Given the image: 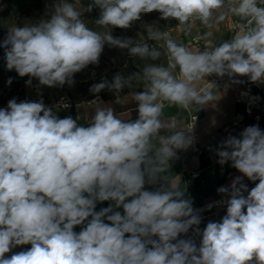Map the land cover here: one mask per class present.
<instances>
[{
    "label": "clouds",
    "instance_id": "1",
    "mask_svg": "<svg viewBox=\"0 0 264 264\" xmlns=\"http://www.w3.org/2000/svg\"><path fill=\"white\" fill-rule=\"evenodd\" d=\"M93 8L100 14L90 27L84 14ZM153 12L158 20L141 24L138 38L113 35ZM226 22L227 38L215 40ZM197 24L196 44L173 35L189 36ZM106 45L126 50L137 70L90 86L87 126L60 118L69 105L63 98L46 105L41 86H73L75 74L99 65ZM0 47L7 69L29 77L28 86L38 81L41 97L0 108V264H264V130L247 126L215 149L218 164L242 176L217 189L228 197L226 215L201 231L171 171L194 143L191 126L165 119L168 106L214 105L219 80L227 78L225 90L264 84V0H90L86 7L55 0L46 18L8 26ZM105 90L135 102L137 117L104 103ZM244 177L258 183L249 190ZM103 202L110 203L97 211ZM190 229L199 247L181 238ZM24 245L31 247L5 255Z\"/></svg>",
    "mask_w": 264,
    "mask_h": 264
},
{
    "label": "crops",
    "instance_id": "2",
    "mask_svg": "<svg viewBox=\"0 0 264 264\" xmlns=\"http://www.w3.org/2000/svg\"><path fill=\"white\" fill-rule=\"evenodd\" d=\"M230 26L228 22L220 25L216 30L214 39L218 41L227 38ZM201 30L197 24L193 28L191 35L183 36L177 33L175 37L185 43L196 44L197 42L193 38ZM203 43V41L199 42L200 45H203ZM240 79L243 80V78ZM224 85L219 84L220 98L214 105L203 109L193 107L189 110H184L176 106H168L165 109V119L174 121L185 128L189 127V122L193 115L198 117L193 130H191V134L195 137L197 144L203 148L202 152L194 154L191 146L187 150L178 152L179 159L172 162L171 168L172 173L180 177L185 190L187 191L188 187H190L186 197L192 200L193 207L201 205L210 206L221 195L217 191L218 188L227 186L235 177L242 176L241 173L230 166V163L224 166L219 165L217 162L218 157L215 155V149L222 140L226 139L229 134L238 136L245 127L250 125V119L245 112L244 104L236 93L235 88L237 85H231L229 91L224 89ZM136 90L140 91L142 89ZM129 91L125 89L120 95L127 96ZM86 100L87 98L78 101L73 100L70 108L60 109L57 112L58 116L60 118L72 116L74 119L80 117L81 119L78 122L84 124V118L90 117L93 112L91 108L86 107ZM102 100L104 103L111 105L118 114L132 109L131 118L135 119L137 117V113L134 110L136 105L133 101L129 100L127 103H123L125 101L122 100L118 102L115 94L104 96ZM56 101L44 102L48 106H54L56 105ZM258 125L264 130V118ZM207 146H210L211 149H207ZM194 170H201V176L191 177L190 173ZM254 186L255 184L253 183L247 185L249 190ZM244 195L246 196L247 193H244ZM109 203L103 202L102 204H98L97 211L102 207H107ZM224 215H226V209H211L208 219L219 222ZM75 230L80 231V226ZM16 252H20L19 246L5 255L10 256Z\"/></svg>",
    "mask_w": 264,
    "mask_h": 264
},
{
    "label": "rangeland",
    "instance_id": "3",
    "mask_svg": "<svg viewBox=\"0 0 264 264\" xmlns=\"http://www.w3.org/2000/svg\"><path fill=\"white\" fill-rule=\"evenodd\" d=\"M55 2V0H0V6L2 4H8L11 6L12 10L10 17L4 23V29L0 32V42H2L7 34L8 26L13 23L23 25L24 23H36L39 20L46 18V13L48 12L50 6ZM83 5V4H82ZM84 6V5H83ZM159 14L153 12L151 14L143 15L138 24H151L158 20ZM84 18L89 22V26L92 24L91 12H86ZM159 25L165 27L166 25L170 27H175L176 21L166 22L159 20ZM144 31L132 27L129 30L122 29L121 36H128L133 38H138V34H143ZM113 35L115 36L114 30ZM176 36L177 32H173ZM2 48V53L0 54V108L6 107L10 99L16 98L17 102L23 100H38L41 97L37 94L38 81L33 80L32 85H26V81L29 77H19L14 70H8L6 67L5 49ZM139 61L134 60L129 57L126 50H120L116 48H109L107 45L100 57L99 65H90L88 68L82 70L81 72L75 74V84L71 87L65 85L63 88H49L47 86H41L40 92H42V98L46 102L52 100H58L61 97H66L72 101H78L82 99H88L93 97L90 93L89 88L93 83H98L102 78H107L111 80L112 77L117 72H123L125 74L136 71V64ZM94 73V75H93ZM10 74H15L16 78H20L21 86L15 88L13 85L7 83ZM103 97L110 96L114 93L107 90L100 93ZM204 223L199 224V229L202 231L205 228ZM193 230V229H192ZM184 239H192L197 245V239L195 235L190 232L181 236ZM155 239V237H154Z\"/></svg>",
    "mask_w": 264,
    "mask_h": 264
},
{
    "label": "built area",
    "instance_id": "4",
    "mask_svg": "<svg viewBox=\"0 0 264 264\" xmlns=\"http://www.w3.org/2000/svg\"><path fill=\"white\" fill-rule=\"evenodd\" d=\"M241 78H243V80L245 81L247 80L246 77H241ZM226 82H227V78H225L224 80H219L218 84H226ZM224 89H225V85H224ZM230 89H231L230 86H228L226 91H229ZM235 89H236L237 96L241 100V102H243L244 107H245V112L250 119L249 126L254 125V124H259L260 122H262L264 118V84L256 85L253 83L246 82L244 84L237 85ZM99 96L101 97V99H103V96L101 94H99ZM62 98L64 99V102L69 105L68 108H70L72 106L73 101L66 97H61L60 99H58L56 101V104H58ZM93 98L94 96L91 98H88L86 102L89 100H92ZM197 119L198 117L196 115L192 116V119L189 122V126H191V130H193L194 124L197 121ZM84 125L87 126L86 120H85ZM191 148L194 154H200L203 150V148L197 144L195 137H194V143L191 145ZM206 148L211 149L210 146H207ZM190 176L193 178L200 177L201 170L192 171L190 173ZM243 183L248 185L250 183H253V184L258 183V181L254 183V182L249 181L246 177H244ZM227 198L228 197L221 194L218 198H216V200L210 206L201 205V206L193 207L198 212V214L201 216V223H204L206 225L208 222H210L208 218H209L211 209L225 210L227 208V204H226ZM190 232H192L195 235L197 239V247H199L201 237L198 236L196 232L192 229H190ZM30 247L31 245L19 246L20 251L26 250Z\"/></svg>",
    "mask_w": 264,
    "mask_h": 264
},
{
    "label": "trees",
    "instance_id": "5",
    "mask_svg": "<svg viewBox=\"0 0 264 264\" xmlns=\"http://www.w3.org/2000/svg\"><path fill=\"white\" fill-rule=\"evenodd\" d=\"M82 4L86 7L89 3L90 0H81ZM11 6L8 4H2V6H0V32L3 31L4 29V23L6 22V20L10 17V13H11ZM100 11L98 8H93L91 11V16H92V24L95 21V19H97L99 17ZM133 27L138 28L142 31H144L143 28H141V24H135ZM115 36H120L122 29L120 28H115L113 29ZM2 53V48L0 47V54ZM9 78H12V83L11 85L15 86V88H19L21 86V82H20V78H16L15 74H10ZM190 187H188L187 191H186V195L189 191Z\"/></svg>",
    "mask_w": 264,
    "mask_h": 264
}]
</instances>
